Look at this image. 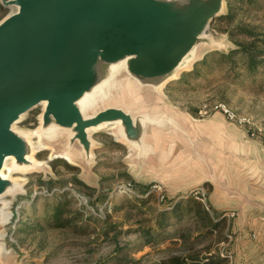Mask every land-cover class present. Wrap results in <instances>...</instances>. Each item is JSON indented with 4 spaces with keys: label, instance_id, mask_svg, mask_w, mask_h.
Wrapping results in <instances>:
<instances>
[{
    "label": "rangeland",
    "instance_id": "374dc122",
    "mask_svg": "<svg viewBox=\"0 0 264 264\" xmlns=\"http://www.w3.org/2000/svg\"><path fill=\"white\" fill-rule=\"evenodd\" d=\"M234 1L232 20L221 18L229 11L226 0L224 12L206 31L223 41L224 47L202 46L196 61L161 92L139 85L122 72L110 97L97 105L96 110L117 105L134 113L165 112L172 117L174 124L150 129L147 139L154 152L147 157H138L137 150L116 135L119 124L104 123L89 128L94 141L90 163L79 145L74 146L70 161L66 137L49 141L37 134L44 105L29 111L16 125L30 133L28 138L37 147L31 157L38 166L14 172L10 166L15 158L7 161L5 176L18 180L20 189L3 196L10 207L0 227L5 244L0 264H159L172 255L190 254L223 258L221 264H226L223 243L229 239L227 226L237 210L217 212L215 217L224 222L212 233L206 232L201 220L185 214L178 219L171 211L192 199L210 209L212 178L208 177L223 166L230 170L231 162L239 164L249 154L264 170V51L254 70L239 56L233 62L223 57L238 43L255 42L264 49V0L246 5ZM13 10L0 3V20ZM240 27L256 36L239 32ZM221 103L251 122L228 119ZM249 192L257 195L251 187ZM61 193L69 200L67 215L72 222L39 229L45 206L52 204L51 211L52 196ZM164 212L167 220L159 225ZM148 230L154 237L150 243Z\"/></svg>",
    "mask_w": 264,
    "mask_h": 264
},
{
    "label": "water",
    "instance_id": "95a60500",
    "mask_svg": "<svg viewBox=\"0 0 264 264\" xmlns=\"http://www.w3.org/2000/svg\"><path fill=\"white\" fill-rule=\"evenodd\" d=\"M0 3L14 8L0 20V227L10 207L3 196L20 189L18 180L2 174L6 158L15 157L13 171L38 166L30 133L16 128L29 111L46 101L41 138L66 137L68 153L81 146L86 163L94 147L89 128L105 122L119 124L114 130L126 143L116 139L147 157L154 152L150 129L174 124L172 117L117 105L96 110L97 105L110 97L122 72L161 92L160 85L196 61L202 46H225L206 31L224 12L226 0ZM1 239L0 232V261L5 255Z\"/></svg>",
    "mask_w": 264,
    "mask_h": 264
},
{
    "label": "crops",
    "instance_id": "0c3cea01",
    "mask_svg": "<svg viewBox=\"0 0 264 264\" xmlns=\"http://www.w3.org/2000/svg\"><path fill=\"white\" fill-rule=\"evenodd\" d=\"M247 157L208 177L212 178L209 202L216 212L237 210L227 226L229 239L223 243L234 253L236 264H264V170L257 157ZM244 181L251 182L244 187ZM250 187L256 196L250 194Z\"/></svg>",
    "mask_w": 264,
    "mask_h": 264
},
{
    "label": "trees",
    "instance_id": "16d2710c",
    "mask_svg": "<svg viewBox=\"0 0 264 264\" xmlns=\"http://www.w3.org/2000/svg\"><path fill=\"white\" fill-rule=\"evenodd\" d=\"M237 2L246 3L250 0H236ZM252 1V0H251ZM234 0H228L229 11L226 15H223L221 18L226 20H232L233 12H234ZM239 32L243 34H247L248 36H256V33L253 30L240 27ZM239 47L236 49H232L229 52H224L223 57L232 61L235 60L236 56L243 58L242 60L245 62V66L248 67L250 70L256 69L259 64L263 61L261 59V54L264 51L263 47H260L255 42L246 44V43H238ZM210 55H207L203 61L207 60ZM237 58V57H236ZM199 63L196 64L198 66ZM42 183L44 181L41 180ZM146 190L143 189L144 192ZM53 199H55V204L52 207L51 211L50 208L52 204L47 203L45 206V214L42 221L38 223L39 229H44L45 227L55 226V227H64L69 225L72 222V217L68 216V204L69 200L67 199V195L65 193L61 194H54ZM208 209L201 201L196 200H188L184 206L174 207L171 213L174 217L178 219H182L184 214L190 215L191 218H195L196 220H201L204 227L206 228V232L212 233L216 231L221 224L224 222L222 219H217L215 217L217 212L213 210L211 206ZM166 213L164 212V217L159 221V225H163L166 222ZM148 239L147 242H153L154 237L150 234V230L147 231ZM206 258L208 260H206ZM216 258L214 260L212 259ZM224 262L223 258L219 257H205L202 258L201 255L198 254H190L187 256L182 255H172L166 259H163L159 262V264H221Z\"/></svg>",
    "mask_w": 264,
    "mask_h": 264
},
{
    "label": "built area",
    "instance_id": "2783aa9c",
    "mask_svg": "<svg viewBox=\"0 0 264 264\" xmlns=\"http://www.w3.org/2000/svg\"><path fill=\"white\" fill-rule=\"evenodd\" d=\"M219 106L224 111V113L227 115L228 119L236 121L239 124H247L248 122H251L246 117L238 116L226 104L221 103ZM199 192H201V191L199 190L197 193H199ZM221 254L225 258L226 264H236L234 253L228 247H225Z\"/></svg>",
    "mask_w": 264,
    "mask_h": 264
},
{
    "label": "bare ground",
    "instance_id": "6f19581e",
    "mask_svg": "<svg viewBox=\"0 0 264 264\" xmlns=\"http://www.w3.org/2000/svg\"><path fill=\"white\" fill-rule=\"evenodd\" d=\"M166 83V82H165ZM165 83H163L164 85H160L159 86V89H161V88H163L164 86H165ZM46 101H43L40 105H44V106H46ZM23 117V116H22ZM105 123H108V122H105ZM117 123H119V122H117ZM104 124V123H103ZM102 125V124H101ZM100 125V126H101ZM41 126H42V114H41V125L38 127V131H37V134L41 137L42 136V134H41ZM96 127H99V126H96ZM116 135L120 138V139H122L118 134H117V132H116ZM42 147H43V145H42ZM68 153V152H67ZM66 153V158L67 159H69L70 161L71 160H73V157L71 156V154H67ZM13 159V158H15L14 156H8L7 158H6V161H5V164H4V168L2 169V174H3V176L4 177H6L5 175H7L6 174V172H4L5 171V169H7L8 167H9V165L7 164V161L9 160V159Z\"/></svg>",
    "mask_w": 264,
    "mask_h": 264
}]
</instances>
